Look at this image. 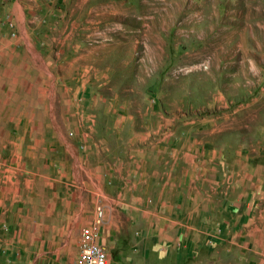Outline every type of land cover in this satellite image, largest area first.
Listing matches in <instances>:
<instances>
[{
    "label": "rangeland",
    "instance_id": "1",
    "mask_svg": "<svg viewBox=\"0 0 264 264\" xmlns=\"http://www.w3.org/2000/svg\"><path fill=\"white\" fill-rule=\"evenodd\" d=\"M1 33L49 55L59 75L46 105H0V264H45L51 255L44 244L15 247L16 151L129 145L147 163L162 147L161 166L206 185L202 205L227 206L231 220L250 206L263 212L264 0H0ZM102 219L98 207L67 239L65 264H79L81 231L92 227L108 264ZM197 230L203 235V223ZM251 256L240 264L261 263ZM227 259L235 264L236 255Z\"/></svg>",
    "mask_w": 264,
    "mask_h": 264
},
{
    "label": "crops",
    "instance_id": "2",
    "mask_svg": "<svg viewBox=\"0 0 264 264\" xmlns=\"http://www.w3.org/2000/svg\"><path fill=\"white\" fill-rule=\"evenodd\" d=\"M2 33L0 105H46L53 73L59 75L51 57L29 54L19 49L23 41ZM35 95H42L43 101ZM85 146L15 152L11 175L17 223L12 237L22 239L15 245L18 251L44 244L51 254L45 264H65L67 239L90 225L100 207L98 243L106 250L108 264H230L228 255H236L235 264L246 263V255L264 264V209L258 213L250 206L231 220L227 206L202 205V199L211 198L206 185L196 182L194 172L181 177L184 173L178 168L161 166L162 147L152 150L156 159L146 163L145 152L129 145L115 151L105 145L95 144L101 150ZM185 178L186 187L181 184ZM211 221H216L217 231L206 225ZM199 223L203 235L197 230ZM217 234L218 262L211 258ZM75 240L78 244V234Z\"/></svg>",
    "mask_w": 264,
    "mask_h": 264
},
{
    "label": "built area",
    "instance_id": "3",
    "mask_svg": "<svg viewBox=\"0 0 264 264\" xmlns=\"http://www.w3.org/2000/svg\"><path fill=\"white\" fill-rule=\"evenodd\" d=\"M97 236V227L82 229L79 264H106L105 253L94 243Z\"/></svg>",
    "mask_w": 264,
    "mask_h": 264
}]
</instances>
